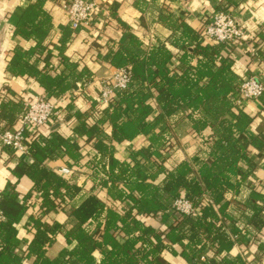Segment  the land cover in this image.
I'll return each instance as SVG.
<instances>
[{"label": "crops", "instance_id": "obj_1", "mask_svg": "<svg viewBox=\"0 0 264 264\" xmlns=\"http://www.w3.org/2000/svg\"><path fill=\"white\" fill-rule=\"evenodd\" d=\"M68 1L70 0H0V127L18 130L21 127L23 109L38 97H46L56 105L60 115L55 117L52 123L40 128L37 142L44 147L54 136L71 142L77 141L80 148V151L75 152V156L80 157L74 160L62 149L57 150L56 154L42 158L33 153L23 155L0 143V190L6 196L11 186L19 194V202L26 203V211L15 224L13 234L18 244L11 248L9 254L11 259L17 262L15 264H36L38 252L44 253L49 259H69V263L74 264H79L76 261L77 257H81L82 261L88 260L84 257L83 248L77 240L78 221L70 214L90 196H96L101 205L124 218V215L135 207L131 200L112 199L106 189L99 188L92 181L89 162L93 155L91 151L95 150L94 143L86 142L83 136L76 133L80 121L70 119L72 117L68 116L67 111L71 100L74 103V110L80 112L89 111L92 107L96 110L102 109L104 112L110 109L108 104H102L100 101L101 85L116 70L112 66V60L121 46L127 43V33H133L148 46L146 49L143 48L146 55L152 49L161 46L170 51L173 56V63L170 65L173 69V78L188 75L191 79L195 67L207 62L205 56L194 54L195 42L192 43L191 37L198 32L200 35L198 41L203 46H216L222 51L223 56L233 61L232 69L240 80L255 77L264 83V61L249 53V43L231 50L205 38L201 32L214 12L230 7L246 29L248 39L255 40L264 28V0H98L101 3V10L94 18V25L78 30L71 28L69 15L62 8ZM165 14H171L179 22L186 23L190 30L187 29L185 34L183 29L175 28V23L170 26L163 24L160 19ZM251 44L254 45V41ZM18 50L30 53L27 59L21 57L17 64V70H21L24 63L29 64L24 74H17L14 68L16 73L9 70L19 59L16 58ZM63 58L75 65L74 72L77 75L84 70L86 77L92 74L94 80L86 84L81 92L73 90L56 98L53 92L46 91L40 83V76L34 72L44 74L48 71L45 68L48 63L51 65L49 68H53L48 72L51 77L56 74H69ZM207 83L208 78H204L201 86ZM140 88L143 93L149 95L147 103L153 109L154 115L150 119L153 120L155 115L162 112L157 98L158 91L147 82ZM244 107V112L253 118L245 135L249 140L258 136L264 137V96L247 102ZM126 112L124 110L120 119L116 120H122ZM228 119L235 123L236 114L231 112ZM92 122L93 119L90 120V123ZM113 123L107 119L103 141L112 147L116 160L134 165L133 158L141 159L140 151L149 147L150 139L145 135H139L133 140L122 142L112 140ZM163 127L172 135L170 142L172 147L164 152L163 156L157 157L158 164L163 160V167L171 171L180 163L187 162L198 170L202 162L209 157L213 143L211 141L206 143L202 137L196 135L189 118H180L177 115L169 117L166 125L160 124L156 128V133H160ZM211 134V128L204 132L208 139ZM162 139L160 136L161 144ZM249 152V157L256 163V167L249 169L244 162L239 163V169L248 174L247 180L240 183V186L227 189L220 202L210 194L206 197V203L215 214L213 218L208 216V222L215 219L218 224H224L226 229L221 243L217 242L215 231L208 235V243L199 255H206L208 264H264V224L258 228L259 217L255 211V205L262 204L263 211L260 217L263 221L264 198H256L253 193V190L257 189L264 195V150L250 146ZM215 156L216 153L212 152L211 158ZM34 165L54 172L71 185L75 184L81 192L73 200L68 201L65 207L47 211L43 206L41 193L36 191L35 182L22 174L21 168L27 169ZM66 166L72 169L69 176L59 173L60 168ZM150 166L153 173L157 171V164L151 163ZM85 170H88L89 176L83 174ZM18 173L22 175L19 176ZM165 176V173L160 172L154 181L155 184H161ZM231 179L237 183L241 176L236 178L232 176ZM137 213L135 209L133 212L135 217L146 226H152L156 233L160 234L161 241L168 246L159 254L160 258L165 260L162 264H194L191 252L185 249L188 240L171 242L166 235L177 219L172 209L168 212L166 220H162V213L156 218H146L142 213ZM106 223L107 218L102 215L92 220L87 227L94 235L95 241L93 242L95 248L91 253L93 264H102L106 253L111 251V247L106 245L102 238ZM121 224L118 221L119 228ZM139 235H142L140 231L134 236ZM38 236L44 243L42 246L37 242ZM115 236L121 245L133 239V234L126 232L115 233ZM49 239L53 241L47 242ZM199 239L202 243L206 241L202 237ZM214 241L218 245L213 244ZM201 242L198 249L201 248ZM220 246L223 248H219ZM136 249L140 251L136 255L139 264H145L146 261L142 260V257L147 245L139 241ZM124 258L125 264H131L132 252L130 251Z\"/></svg>", "mask_w": 264, "mask_h": 264}, {"label": "trees", "instance_id": "obj_2", "mask_svg": "<svg viewBox=\"0 0 264 264\" xmlns=\"http://www.w3.org/2000/svg\"><path fill=\"white\" fill-rule=\"evenodd\" d=\"M229 8L224 7L219 11H231ZM160 20L163 24L169 26L175 23V28L183 29L185 34L187 29L190 30L186 23L179 22L171 14L162 15ZM21 26L22 24L20 28ZM198 34L197 32L191 37L192 43L195 42L194 54L205 56L207 62L198 65L197 68L195 67L190 76L191 79L188 75L178 79L172 77L173 69L170 65L173 63V56L170 51L161 46L152 49L146 55L143 48L146 49L148 46L133 33H127L128 41L115 53L112 66L116 69L131 68L133 80L130 87L115 94L108 104L110 109L106 112L102 109L96 110L94 107L86 112L76 111L74 110L73 100H71L67 110L68 116L72 117L70 119L80 121L76 133L83 136L86 142H93L94 149L100 154L99 159H93L91 162L92 174L90 178L99 188L106 189L112 199L116 201L131 200L135 204L134 209H130L124 215L125 218L105 205H101L96 196H90L77 208L73 209L70 216L78 221L76 227L77 240L83 248L84 257L88 259L82 261L81 257H77L76 261L79 264H93L91 253L95 248L93 243L95 241L94 235L87 227L92 220L102 215L107 218L102 235L103 242L111 247V251L106 253L102 264H125L124 257L130 251L132 252L131 264H139V259L136 257L140 253L136 249V244L139 241H143L147 245V250L142 257V260L146 261L145 264L164 263V258H160L159 254L168 246L161 241L160 234L156 233L152 226L143 224L141 220L135 217L133 212L136 209L137 214L140 212L146 218H156L159 213H162V220H166L174 201L182 196L190 199L200 210L201 215L197 218L178 217L166 234L169 236L168 239L171 242L187 239L188 244L185 249L191 252L194 264H203L199 255L208 243L210 233L213 231L217 233L218 243L224 240L222 236L226 232L225 225L218 224L215 219L208 222V216L213 218L215 214L213 209L206 203V197L210 194L217 202H220L227 189L240 186V183L247 180L248 174L239 169V163L244 162L249 169L256 167V163L249 157V147L254 146L264 150V137L258 136L256 139L249 140L245 135V131L253 118L244 112V105H236L234 99L235 92L242 80L236 76L232 69L233 61L223 56L222 51L216 46H203L198 41L200 36ZM257 38L258 40H256ZM256 39L253 41L258 50V58L264 61V28L258 33ZM28 55L30 53L18 50L16 58L19 59L12 64L9 70L15 72V69L18 72L17 74H24L25 68H29V64L24 63L21 70H17V64L21 57L27 59ZM46 60L48 61L49 58H46ZM63 63L66 64L67 73L69 74L62 73L51 77L48 72L53 68H49L51 65H48V63L45 67L48 71L44 74L38 71L34 72L35 75L40 76V83L46 91L53 92L56 98L73 90H80L81 92L86 84L94 80L92 74L86 77L84 70L77 75L74 72L75 65L64 58ZM204 78H208V83L201 86ZM146 82L157 89V98L162 108V112L155 115L152 118L153 120H150L154 115L153 109L147 103L149 95L143 93L140 88ZM209 103H212V105H209ZM25 109H23V114ZM124 110L127 111L125 117L117 121ZM110 111L112 112L110 113ZM231 112L236 114L235 123L228 119V114ZM97 113L98 115H96ZM175 115L180 118H189L192 121L196 135L202 137L206 143L210 141L213 143L209 157L202 162L198 170H195L187 162L180 163L171 171L163 167V160H161V164H158L157 157L163 156L164 152L172 147V144H170L172 135L166 131V127L160 129V133L157 134L156 128L160 124L166 125L167 118ZM92 119L93 122L90 123ZM107 119L114 122L112 125V140L117 142L133 140L139 135H145L150 139L149 147L140 151L141 159L133 158L134 165L116 160L113 156L112 147L104 143L103 138L106 132L105 123ZM208 128L212 130L209 139L204 135ZM160 136L163 138L162 144L160 143ZM37 139L28 145L29 153L45 158L54 153L56 154L57 150L62 149L66 155L74 160H78L80 157L75 156V152L80 151L77 141L71 142L53 136L43 147L39 145ZM212 152L216 153V156L211 158ZM151 163L157 164L158 169L154 173L150 166ZM21 169L23 175H27L35 182L36 191L41 193L43 206L47 208V211L59 210L65 207L68 201L73 200L81 192L75 184L71 185L69 181L62 179L54 172L40 168L37 165ZM160 172L165 173L166 176L161 184H155L154 181ZM18 174L19 176L22 175L21 173ZM232 176L234 178L241 176V179L234 183L231 179ZM9 188V193L2 197L0 203L5 216V220H0V264L17 263L11 259L9 254L11 248L18 244L13 235L15 224L26 211V203L19 202V194L13 187L10 186ZM253 193L256 198H264V195L257 189H254ZM23 200L25 201V199ZM255 211L256 216L259 217L257 225L260 229L264 224V220L262 221L260 217L263 211L262 204L255 205ZM128 219H130V222H128ZM118 221L122 223L119 225L121 228L118 227ZM138 231L142 235L135 237L134 235ZM121 232L133 234V239H129L123 245L119 244L115 233ZM201 237L206 241L202 243L199 239ZM52 241V239L47 240V242ZM37 242L41 246L44 244L39 236ZM200 242L201 248L198 249ZM218 243L213 242L217 245ZM219 248L222 249L223 247L220 246ZM36 264L74 263H69V259L52 260L46 257L44 253L38 252Z\"/></svg>", "mask_w": 264, "mask_h": 264}, {"label": "built area", "instance_id": "obj_3", "mask_svg": "<svg viewBox=\"0 0 264 264\" xmlns=\"http://www.w3.org/2000/svg\"><path fill=\"white\" fill-rule=\"evenodd\" d=\"M63 10L69 15L70 25L73 30L94 25V18L101 10V3L98 0H70L62 5ZM202 35L223 45L228 49L240 47L249 43L248 51L252 56L258 57V50L248 39L249 35L240 24L238 17L232 11H216L211 19L202 28ZM133 80V73L130 67L116 69L111 76L104 80L101 85L100 101L102 104H109L118 91L126 90ZM264 95V83L255 77H248L241 81L235 92L236 105L242 106L247 102L260 99ZM56 105L46 97H38L33 103L26 106L21 118V127L18 130H8L0 127V143L3 146L11 147L15 151L27 155L28 145L39 138L40 128L52 123L55 117H59ZM98 115V113L96 114ZM91 160L99 159L100 154L91 151ZM62 175H71L70 167H62L59 170ZM4 192L0 190V203ZM172 212L182 218H197L201 215L200 210L194 203L182 196L176 199L172 206ZM0 220L5 216L0 206ZM201 262L208 264L206 255L201 256Z\"/></svg>", "mask_w": 264, "mask_h": 264}, {"label": "rangeland", "instance_id": "obj_4", "mask_svg": "<svg viewBox=\"0 0 264 264\" xmlns=\"http://www.w3.org/2000/svg\"><path fill=\"white\" fill-rule=\"evenodd\" d=\"M93 160H91L89 163H91ZM89 170V169H88ZM88 170L83 171V174L86 176H89L90 174L88 173Z\"/></svg>", "mask_w": 264, "mask_h": 264}]
</instances>
